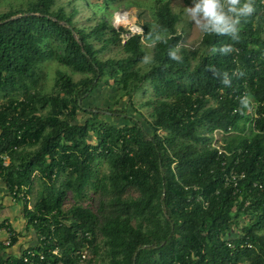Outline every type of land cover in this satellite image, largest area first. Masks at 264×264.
I'll return each instance as SVG.
<instances>
[{
  "label": "trees",
  "instance_id": "1",
  "mask_svg": "<svg viewBox=\"0 0 264 264\" xmlns=\"http://www.w3.org/2000/svg\"><path fill=\"white\" fill-rule=\"evenodd\" d=\"M127 1L71 0L67 9L56 0H25L0 12L4 195L19 207L26 232L44 236L34 248L44 263L76 264L87 243L83 264H264V0H255L256 11L241 20L238 42L202 34L194 49L180 45L179 14L169 0H155L154 28L144 21L142 33L122 42L129 31L107 16ZM74 2L99 16L96 22L78 24ZM156 36L162 39L153 45ZM226 44L235 50L207 54ZM177 45L180 62L168 56ZM49 59L80 78L57 70L51 90L42 92L39 65ZM213 68L228 73L230 87ZM103 80L136 113L133 95L144 85L151 90L138 103L147 109L144 123L126 106L121 113L105 109L125 117L119 124L103 119L102 110L83 108L80 102ZM242 91L262 113L253 127ZM216 128L236 132L224 138L226 157L211 146ZM230 168L244 172L236 187L225 181ZM33 178L41 189L30 205ZM87 190L95 194L91 202L65 207L67 195ZM6 223L15 231L9 220L0 227ZM233 230L241 236L231 237ZM24 236L17 229L10 246ZM10 246L0 245V263L26 264Z\"/></svg>",
  "mask_w": 264,
  "mask_h": 264
},
{
  "label": "rangeland",
  "instance_id": "2",
  "mask_svg": "<svg viewBox=\"0 0 264 264\" xmlns=\"http://www.w3.org/2000/svg\"><path fill=\"white\" fill-rule=\"evenodd\" d=\"M25 1V0H0V12L8 10L10 6H16L18 2ZM71 0H56V6L59 4H63L66 6L67 9L70 8L71 4L68 2ZM171 9L173 12H176L179 14V20L176 24L177 31L181 32L182 38L180 45L194 49L198 47L201 36L203 33L199 31V29L196 27L194 22L190 19L187 8L194 6L193 0H189L188 3H185V0H169ZM77 5V8L79 9V13L75 16V20L78 24L83 25H90L94 24L98 17H94L91 13V10L85 8L83 5L80 4V2H74ZM128 3V4H126ZM154 6H155V0H128L127 2L121 3L118 7V9H110L109 15L107 16L110 20L112 25L115 28L118 27H124L128 28L130 25L134 24L136 26H140V23L144 21H148L151 23V27H155L154 23ZM126 12L127 14H123V16H127L128 19L127 22L119 21L118 25L115 22L117 13ZM122 18V17H120ZM52 46L56 47L55 43H52ZM151 44H149L145 48V54L147 56H151ZM116 51L114 48L111 50H108L104 53L105 55H113ZM40 69L43 71V78L40 82V90L42 92H49L52 88V85L54 83V79L56 76L57 70H63L69 73L73 76V78L76 80L80 78L79 73H75L69 68L68 66L64 65L63 63L59 62L56 59H49L40 65ZM146 90V91H145ZM152 95L151 90L147 91L146 85L143 86L141 90H139L137 93L133 95L132 101L135 103V106L140 110L139 113L132 112V109L130 108L129 101L127 100V96H124L120 94L112 85L111 82H107L105 80L101 81L97 87L90 92V94L80 102L83 105V108L90 110L93 109L94 111L98 112V110L103 111V115L101 116L103 119L109 120L113 124H119L125 122V117L120 116L119 114H112L105 111V109L113 108L116 110V112L121 113V110L126 106L128 113L130 116L134 115L135 117H138L143 122V115L147 114V109L140 107L138 105L139 102L143 101L147 97ZM4 99L0 96V102H2ZM84 114H80L82 116ZM142 115V116H141ZM144 123V122H143ZM231 135H235L231 134ZM99 169L102 172L107 171V167L103 164L99 166ZM41 189V186L38 183V180L36 178H33L32 183V189L30 192V205L35 201L37 192ZM95 197V194L92 190H87V193L82 196H77L73 194H69L66 196L64 205L65 207H69L70 205L76 203V204H82L86 205L87 203L92 201V198ZM4 236V232H0V238ZM29 236V234L26 235V238ZM31 236H29L30 238ZM24 240V238H22ZM21 239V241H22ZM30 240H28L29 242ZM25 244V241L22 242ZM27 243V241H26ZM101 262L100 264H102Z\"/></svg>",
  "mask_w": 264,
  "mask_h": 264
},
{
  "label": "clouds",
  "instance_id": "3",
  "mask_svg": "<svg viewBox=\"0 0 264 264\" xmlns=\"http://www.w3.org/2000/svg\"><path fill=\"white\" fill-rule=\"evenodd\" d=\"M193 4L194 6L187 8L186 11L201 33L228 36L237 42L240 38L241 20L252 16L256 11L255 0H193ZM160 39H162L160 36H156L155 40H152V44L154 45L155 41ZM234 50L231 44L220 47L212 46L207 50V54L227 55ZM178 52L179 45L176 46L175 50L168 52L169 58L180 62L182 57L178 55ZM143 62L150 63L151 58L146 55L143 57ZM212 71L217 78L222 77L221 82L225 86H231V78L227 72L219 73L214 68ZM233 75H237V73H233ZM238 75H243V73H238ZM240 102L243 107H248L247 97H242Z\"/></svg>",
  "mask_w": 264,
  "mask_h": 264
},
{
  "label": "built area",
  "instance_id": "4",
  "mask_svg": "<svg viewBox=\"0 0 264 264\" xmlns=\"http://www.w3.org/2000/svg\"><path fill=\"white\" fill-rule=\"evenodd\" d=\"M123 13V12H121ZM121 13H117V14H121ZM120 19L117 20V17L115 19V22L118 25ZM129 32L122 34V42L125 40V38L129 37L131 34L134 33H142V29L141 26H136L134 24L130 25V27L126 28ZM233 73H236L235 71ZM231 94H234L233 91L231 92ZM238 94H235L234 96H237ZM240 97H247V94L245 93V91H242L240 94ZM258 105V102L255 100H250L249 101V108H248V113L250 116V119L247 123L250 126H254L255 124V120L257 118H259L261 114L257 113L255 108ZM236 133L235 131H233L232 129L228 128V131H224L221 128H216L213 130L212 132V140H211V146L214 147V149H216V153L217 156L219 157H226L228 156L230 153L224 149V138ZM7 156H4V160L3 163L7 164L8 163V159L6 158ZM244 177V172L241 171L240 173H237L235 169L230 168L228 173L226 174L225 177V181L228 182H232L233 186L236 187V183L238 182V179ZM253 187H258V188H262L263 186L258 183V182H254L253 183ZM22 194H20L21 196ZM9 200L11 202H13L11 200L10 197H8ZM246 204V202H245ZM28 207L30 208L31 206L28 205ZM15 231L12 230V228H10L9 226H7V223L5 226L0 227V232H4V236L0 238L1 244L5 247H9L10 246V240L11 237L15 234L16 232V228H14ZM33 238H34V242H30L28 245H22L20 242H16L12 248L14 247L15 250L13 253H15L18 257L21 256L22 254V261L26 264H64V263H44L45 261V254L43 252H39L37 253L36 251H34V248L37 247V245L39 244L38 241H42L44 239V236L42 235H37L34 231L31 233ZM231 237H238L241 236L240 234H238L237 230H233L232 232L229 233ZM89 238V235H88ZM228 246L232 247V244L230 242H228L227 244ZM11 247V246H10ZM52 253L56 254L57 250L53 249L51 250ZM90 257V250L88 247V244L85 243L84 246H82L78 251H77V263L76 264H83L85 262V260L87 258ZM43 261V262H42ZM0 264H5V263H0Z\"/></svg>",
  "mask_w": 264,
  "mask_h": 264
},
{
  "label": "crops",
  "instance_id": "5",
  "mask_svg": "<svg viewBox=\"0 0 264 264\" xmlns=\"http://www.w3.org/2000/svg\"><path fill=\"white\" fill-rule=\"evenodd\" d=\"M6 189L5 186L0 182V221L2 220H9V222L12 224V226L18 230H22V232L25 233L24 240L18 241L22 245H28L30 242H34V238L31 234V232H26V229L23 227V220L19 214V207L16 204H13L8 196L4 195ZM29 234V236L26 238V235ZM28 240H30L28 242ZM25 241V244L22 243ZM27 241V243H26ZM1 245V243H0ZM10 251L14 252L15 248L11 247L9 249Z\"/></svg>",
  "mask_w": 264,
  "mask_h": 264
},
{
  "label": "bare ground",
  "instance_id": "6",
  "mask_svg": "<svg viewBox=\"0 0 264 264\" xmlns=\"http://www.w3.org/2000/svg\"><path fill=\"white\" fill-rule=\"evenodd\" d=\"M123 14H127L126 12H123V13H121V14H117V20L118 19H120L119 21H124V22H127L128 21V19L125 17V16H123ZM120 17H122V18H120ZM117 22V21H116Z\"/></svg>",
  "mask_w": 264,
  "mask_h": 264
}]
</instances>
